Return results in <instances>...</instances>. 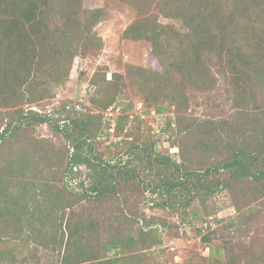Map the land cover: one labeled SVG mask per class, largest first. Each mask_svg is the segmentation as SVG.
Wrapping results in <instances>:
<instances>
[{"label": "trees", "instance_id": "16d2710c", "mask_svg": "<svg viewBox=\"0 0 264 264\" xmlns=\"http://www.w3.org/2000/svg\"><path fill=\"white\" fill-rule=\"evenodd\" d=\"M123 1L138 11L124 35L148 40L162 64L160 70L129 65L128 78L144 97L145 106L154 107L157 113L174 107L175 117L163 131L169 134L172 145L186 149L182 161L159 153L151 132L125 129L129 120L126 112L118 115L114 127L117 136L126 132L116 143L127 152L129 159L124 161L123 157L106 159L99 151L95 140L100 131L92 127L100 128L102 115L96 118L75 113L61 118L31 107L65 85L76 55L102 43L92 30L103 17L102 9L85 13L80 0H0V107L14 109L0 111V145L39 124L50 126L67 143L63 170L69 180L63 179L60 188L51 179L36 186V248L50 253L56 264H150L154 248L163 242V219L155 214L147 216L139 207L140 201L133 203L129 195L150 192L153 208L169 207L184 218L194 200L206 205L219 192L241 186L245 202L233 204L238 214L224 225L233 233L248 225L252 216L261 212L260 206L264 207V149L250 142L241 122L253 111L264 113V105L251 106L256 95L264 99V0ZM160 17L177 20L180 26L160 22ZM210 62L229 80L236 104L243 107L236 123L200 120L187 112V90L207 91L217 80ZM112 75L107 79L103 72L93 81L96 99L92 101L102 110L124 102L120 93L124 77L117 72ZM218 129L228 131L220 134ZM43 141L41 138L39 144ZM210 144L220 157L207 162L204 155ZM190 148L199 159L189 153ZM82 173L84 179L75 184L76 176ZM15 190L24 188L14 179L7 183L0 167V219L9 215L13 226L17 221L22 228L34 213L21 202L22 196L13 193ZM4 198L12 205H3ZM254 202L257 205L246 211L247 203ZM20 203L23 207H18ZM110 203L119 211L114 220L121 226L83 216L89 204L98 208ZM191 212L198 215V210ZM219 231L220 227L214 230ZM32 235L27 233L28 238ZM212 238L211 234L202 235L211 249L205 258L209 264H264V247H252L247 253L248 246H232L233 239H225L222 256L220 248L211 245ZM6 254L0 244V264Z\"/></svg>", "mask_w": 264, "mask_h": 264}, {"label": "rangeland", "instance_id": "374dc122", "mask_svg": "<svg viewBox=\"0 0 264 264\" xmlns=\"http://www.w3.org/2000/svg\"><path fill=\"white\" fill-rule=\"evenodd\" d=\"M80 2L81 9L86 11L85 13L95 9L104 11L101 21L92 29L101 37L102 43L91 45L84 55H76L65 85L56 88L54 96L32 103L30 104L31 107L45 112L57 113V117L61 118L75 113L79 115L88 113L96 118L98 115H102L103 120L100 128L92 127V130L98 129L100 131L95 140L99 151L106 159L116 160L123 157L124 161L129 159L127 152H122L121 147H118L116 143L124 137L126 132L124 130L121 136H117L114 127L118 115L126 112L129 115V120L125 129H144L146 132H151L158 141L156 150L159 153L171 155L177 161H182L184 155H187L186 149L172 145L169 134L163 131V129H167V123L175 117L174 107L171 106L166 108L164 112L157 113L154 107L145 106L144 97L136 92L128 78L127 69L129 65L158 70L162 68V64L158 57L153 54L152 45L148 40L126 38L124 35L127 27L138 17L137 9L123 0H80ZM159 21L180 26L177 20L169 18L160 17ZM208 65L217 80L210 90H187L190 97L187 112L200 120H230L236 123V119H241L243 107L236 104L233 86L219 72L218 67L213 62L208 63ZM103 72L106 73L107 79L112 78L113 72L120 73L124 77L120 83L123 89L120 92L124 98L123 104L111 105L106 110H102L92 101L96 99L94 96L96 86L93 81L95 78L98 79V76L102 75ZM64 104L68 106L67 110L63 109ZM254 105H264L261 94L256 95L251 106ZM13 110L9 107H0V111L3 113H9ZM241 122L247 130V137L250 142L258 148L264 149V113L260 110L253 111L246 118L241 119ZM140 125L142 128H139ZM254 129H257L258 132ZM218 131L222 134L228 130L218 129ZM41 138L45 141L39 144ZM191 141V138L186 139L187 143H191ZM66 145L65 138L54 132L47 124H39L35 128L24 129L0 145V167L3 176L7 183L14 179L16 185L24 188V190H15L13 193L22 196L21 202H26L28 211L34 213V217L25 221L22 228H19L17 221L14 227L13 222L8 218L9 215L0 219V228H2L0 244L7 251L1 264L57 263V259L50 253L42 250V248H36V186L39 188L40 182L51 179L60 188L63 185V179L69 180V176H64L63 170L67 163ZM208 151L204 155L207 162L220 157L213 144H210ZM189 153L195 159H199L193 148H190ZM150 176L152 175L150 174ZM84 177V173L81 176H76L75 184ZM239 187L241 186H236L231 191L228 189L219 192L207 202V206L201 204L198 199L194 200L184 218L181 214L172 212L169 207L153 208L151 199L154 197L150 192H146L144 196L142 194L129 195L133 203H136L137 199L140 201L139 207L144 210L147 216L155 214L163 219L160 222V234L163 242L154 248L156 252L149 263L209 264L205 258L211 249L208 243L202 241V235L210 234L213 237L211 245L219 247L222 256L225 255L223 248L225 239L229 241L233 239L232 246L241 243L248 246L247 253L252 247L256 250L262 249L264 247L263 205L260 206L261 212L253 215L248 225H242L232 230L235 233L224 227L231 218L238 214L233 204L245 202ZM40 200H42L41 195H39ZM18 202L20 201L18 200ZM1 203L5 206L12 205L5 198ZM247 204L248 206L244 207L246 211L250 210L252 206H256L257 202ZM20 205L22 206L20 203L18 207ZM95 207L89 204L83 216L99 223L108 225L113 223L121 226L120 221L114 220L119 211L111 203L102 207ZM193 209L198 210L197 216L191 212ZM78 211L77 208L74 217L77 216ZM217 227L221 229L218 233L214 232ZM212 232L214 233L212 234ZM27 233H33V235L28 238ZM125 233L128 234L129 230L125 229ZM36 255L38 256L37 259Z\"/></svg>", "mask_w": 264, "mask_h": 264}]
</instances>
